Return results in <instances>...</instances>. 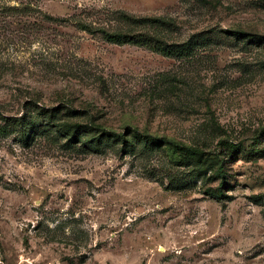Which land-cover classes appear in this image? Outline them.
Segmentation results:
<instances>
[{
    "label": "rangeland",
    "instance_id": "obj_1",
    "mask_svg": "<svg viewBox=\"0 0 264 264\" xmlns=\"http://www.w3.org/2000/svg\"><path fill=\"white\" fill-rule=\"evenodd\" d=\"M0 264H264V0H0Z\"/></svg>",
    "mask_w": 264,
    "mask_h": 264
},
{
    "label": "trees",
    "instance_id": "obj_2",
    "mask_svg": "<svg viewBox=\"0 0 264 264\" xmlns=\"http://www.w3.org/2000/svg\"><path fill=\"white\" fill-rule=\"evenodd\" d=\"M151 21H156L155 19ZM82 28H86L83 25H81ZM102 34V37L107 42L115 43V44H124V43H133L136 45H145L148 46L151 49H154L162 54H170V49L167 45H164L157 40L153 39L152 36H148L145 34H137V35H129L122 32L114 31L109 32L105 30H99ZM2 131V129H1ZM3 132V131H2ZM143 140L147 144H153V145H165L167 146L171 151L176 152L178 155H180L182 158L189 160L192 163H195V166L198 167L201 164L200 168L205 165L209 158L205 157V152L202 148L193 146V145H186L178 141H172L166 138H156V137H149L146 136L143 138ZM229 149H236L238 147L237 144L231 143L230 145H227ZM208 167L205 168V170ZM218 171H222V163L218 167ZM215 192L214 194L216 196L220 195L219 191H210Z\"/></svg>",
    "mask_w": 264,
    "mask_h": 264
}]
</instances>
